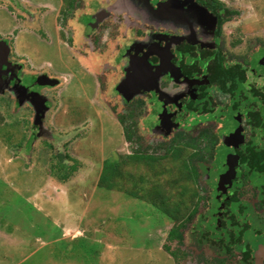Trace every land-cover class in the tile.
I'll return each instance as SVG.
<instances>
[{
    "label": "flooded vegetation",
    "instance_id": "af4514ba",
    "mask_svg": "<svg viewBox=\"0 0 264 264\" xmlns=\"http://www.w3.org/2000/svg\"><path fill=\"white\" fill-rule=\"evenodd\" d=\"M81 3L0 0V44L7 47L0 96L27 109L29 141L53 124L55 92L68 107L77 94L85 99L95 86L109 87L130 125L137 114L151 120L142 135L148 143V136L161 135L155 147L179 149L178 159L188 155L196 188L185 216L168 226L164 251L176 264H264V44L243 56L228 0H122L124 12L112 20L98 2L89 11ZM34 8L40 20L26 37L23 17L32 22ZM82 50L109 57L89 69ZM28 53L35 54L34 67L44 58L49 66L27 71L22 56ZM68 112H57L65 129ZM201 166L210 173L201 175ZM175 226L179 236L170 234Z\"/></svg>",
    "mask_w": 264,
    "mask_h": 264
},
{
    "label": "rangeland",
    "instance_id": "374dc122",
    "mask_svg": "<svg viewBox=\"0 0 264 264\" xmlns=\"http://www.w3.org/2000/svg\"><path fill=\"white\" fill-rule=\"evenodd\" d=\"M34 1L22 0V4ZM121 1L82 0L81 5L89 11L88 5L94 7L98 2L107 13L105 19L112 20L124 12ZM228 4L235 13L230 26L241 29L245 57L256 49L255 44H264V0H228ZM32 11L37 16L32 22L23 17L24 36L34 35L33 24L40 20L39 10ZM44 39L41 43L50 46V39ZM56 42L60 41L55 40L54 45ZM82 52L80 59L89 69L90 62L101 64L109 57L99 54L102 50ZM33 55L22 56L27 71L49 66L50 60L45 58L36 67L31 65ZM252 56L258 58L257 53ZM52 71L57 74L62 70ZM103 81L108 80L103 77ZM52 98L49 118L53 124L43 126L44 134H40L41 129L37 132L43 138L29 141L32 128L27 109H17L12 99L0 96V264H176V259L164 251L171 221L142 194L151 185L168 189L173 200L180 197L183 186L188 194L194 191L196 182L186 178L182 168L187 153L180 157L182 160H173L170 147H155L159 134L155 139V134L148 136V143L143 136L151 129V120L137 114L134 125H130L125 106L109 87L95 86L85 99L77 94L68 107L60 92ZM62 109H69V129L63 127L65 119L57 115ZM135 154L157 159L149 164ZM105 159L123 165L122 180L113 189L100 185ZM58 160L64 165L61 170ZM201 168V175L210 173L205 166ZM199 180L203 183L205 179Z\"/></svg>",
    "mask_w": 264,
    "mask_h": 264
},
{
    "label": "trees",
    "instance_id": "16d2710c",
    "mask_svg": "<svg viewBox=\"0 0 264 264\" xmlns=\"http://www.w3.org/2000/svg\"><path fill=\"white\" fill-rule=\"evenodd\" d=\"M169 151L170 157L173 160H177L180 156L179 154H181L179 149L177 148L170 147ZM134 157L137 159H141L149 164H151V162L157 159L153 155L142 156V154H135ZM187 162L188 161L183 160L182 168L186 178H190L192 176V170L187 164ZM57 166L60 170L64 168V165L62 163L57 164ZM122 167L123 165L122 163H120V161L117 162V160L105 159L103 162V167L99 180L100 185L104 186L107 189L115 188L118 183L117 181H120L123 176ZM144 190L145 191L142 194V197L147 200L150 204H152L159 212L163 213L166 218L171 222H174L176 224L179 219L185 216L186 212L184 211V209L188 208L189 202L191 200L188 192L186 191V186H183L180 192V197H177L178 199L175 200H173V197L167 192L168 189L162 187L161 185H151ZM137 195V192L133 193V196L136 197ZM186 195H188V198H184V196ZM170 234L172 236H179L176 226L172 228Z\"/></svg>",
    "mask_w": 264,
    "mask_h": 264
},
{
    "label": "water",
    "instance_id": "95a60500",
    "mask_svg": "<svg viewBox=\"0 0 264 264\" xmlns=\"http://www.w3.org/2000/svg\"><path fill=\"white\" fill-rule=\"evenodd\" d=\"M3 43H1L0 44V58L1 57H5L6 58V53H7V47H5L6 49L5 50H2L3 48L1 47V45H2ZM264 59V58H263ZM2 59H0V61H1ZM2 63H5L4 61H2ZM0 65H1V62H0ZM242 138L240 137V141H242L241 140ZM255 264H257V263H255Z\"/></svg>",
    "mask_w": 264,
    "mask_h": 264
},
{
    "label": "crops",
    "instance_id": "0c3cea01",
    "mask_svg": "<svg viewBox=\"0 0 264 264\" xmlns=\"http://www.w3.org/2000/svg\"><path fill=\"white\" fill-rule=\"evenodd\" d=\"M67 230H70V227Z\"/></svg>",
    "mask_w": 264,
    "mask_h": 264
}]
</instances>
